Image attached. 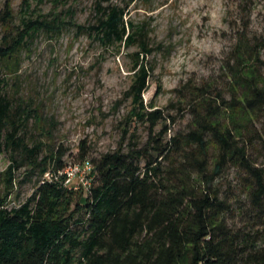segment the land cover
<instances>
[{
	"label": "trees",
	"instance_id": "trees-1",
	"mask_svg": "<svg viewBox=\"0 0 264 264\" xmlns=\"http://www.w3.org/2000/svg\"><path fill=\"white\" fill-rule=\"evenodd\" d=\"M54 3L49 13L36 15L31 0H24L16 14L12 0H7L0 13V150L4 147L12 159L0 195V264H264V168L250 152L258 141L264 149V79L254 65L260 55L248 65L246 55L253 48L244 41L235 52L233 91L240 95L229 104L219 95L231 113V126L219 120L218 111L215 118L199 115L193 131L165 143L170 129L155 133L168 118L144 100L153 50L145 28L127 19L130 4L97 0L95 22L85 26L77 24L72 8L58 12L63 0ZM69 28L79 35L88 33L105 48L139 49L131 55L130 116L149 124L151 132L146 145L121 146L98 160L88 159L85 145L81 162L91 164V182L79 191L65 185L67 149L61 147L38 162L44 144L30 147L24 132L33 119L39 121V112L7 92L10 80L5 73L18 72L21 53L39 34L58 38ZM244 47L247 54L241 51ZM254 119L262 121L256 134ZM23 161L41 165L42 176L50 178L24 205L10 209L14 171ZM230 165L248 175L253 212L251 226L244 229L230 224L233 205L214 189ZM199 179L207 189L198 186Z\"/></svg>",
	"mask_w": 264,
	"mask_h": 264
},
{
	"label": "rangeland",
	"instance_id": "rangeland-1",
	"mask_svg": "<svg viewBox=\"0 0 264 264\" xmlns=\"http://www.w3.org/2000/svg\"><path fill=\"white\" fill-rule=\"evenodd\" d=\"M6 1L0 0V13ZM39 1L31 0L36 15L53 10L55 0H45L44 5H39ZM12 2L18 14L24 0ZM96 2L63 0L58 12L72 8L77 24L89 26L95 22ZM116 2L123 6L130 4L127 19L138 29L145 28L153 50L148 57L153 72L144 100L146 104L153 103L168 118L155 134L168 127L166 143L193 131L199 115L215 118L218 112L221 113L219 120L231 126V113L226 111L227 106L219 95L226 104L240 95L233 91L232 68L235 52L243 41L253 48L248 54L245 47L241 49L247 54L248 65L253 66L260 55V62L254 65L264 79V0ZM19 18L18 15L17 24ZM3 36L0 22V39ZM138 50L119 45L105 48L88 33L79 35L75 28H69L58 38L39 34L21 53L18 72H5L10 80L7 92L39 112L41 120L33 119L24 132L30 147L44 144L38 162L44 163L48 156L63 147L68 150L64 161L83 168L81 154L85 145L89 148L88 159L98 160L121 146L127 148L134 143L144 146L151 140L149 124L132 121L130 116L132 99L127 93L133 84L131 55ZM261 123L260 119L254 121L252 134L261 130ZM126 129L129 133L124 139ZM250 152L257 165L264 168L261 142ZM212 155L216 157L215 150ZM11 164L10 154L2 147L0 195L5 193L6 173ZM42 171L41 165L35 167L26 161L21 169L14 171L16 179L8 203L10 209L24 205L42 181L50 178L42 176ZM245 176L248 175L242 169L230 165L214 183L221 197L232 203L235 214L230 224L238 229L251 226L253 212ZM89 180L90 173L83 168L75 173L68 187L79 191ZM198 186L207 189L202 179Z\"/></svg>",
	"mask_w": 264,
	"mask_h": 264
},
{
	"label": "built area",
	"instance_id": "built-area-1",
	"mask_svg": "<svg viewBox=\"0 0 264 264\" xmlns=\"http://www.w3.org/2000/svg\"><path fill=\"white\" fill-rule=\"evenodd\" d=\"M82 166H83L84 170L86 169V171H88V173H90V175H91V171H92L91 164L88 162V163L83 164ZM83 168H81V165H79V164L68 165L66 170L62 173V174H65L67 176L65 185L69 186L73 182V177H74L75 173H79L81 171V169H83ZM90 182H91V177H90V180L85 187H88Z\"/></svg>",
	"mask_w": 264,
	"mask_h": 264
}]
</instances>
